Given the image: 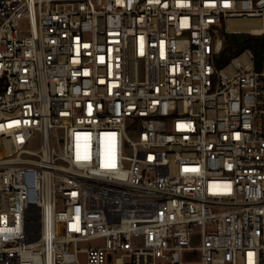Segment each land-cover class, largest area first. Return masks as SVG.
<instances>
[{
    "label": "built area",
    "instance_id": "1",
    "mask_svg": "<svg viewBox=\"0 0 264 264\" xmlns=\"http://www.w3.org/2000/svg\"><path fill=\"white\" fill-rule=\"evenodd\" d=\"M222 31L264 0H0V264H264V67Z\"/></svg>",
    "mask_w": 264,
    "mask_h": 264
},
{
    "label": "trees",
    "instance_id": "2",
    "mask_svg": "<svg viewBox=\"0 0 264 264\" xmlns=\"http://www.w3.org/2000/svg\"><path fill=\"white\" fill-rule=\"evenodd\" d=\"M222 38L224 45L215 60L217 68L227 66L246 50L253 54L257 70L264 67V33L261 36L254 37L251 35H231L222 31Z\"/></svg>",
    "mask_w": 264,
    "mask_h": 264
},
{
    "label": "bare ground",
    "instance_id": "3",
    "mask_svg": "<svg viewBox=\"0 0 264 264\" xmlns=\"http://www.w3.org/2000/svg\"><path fill=\"white\" fill-rule=\"evenodd\" d=\"M241 26V29H234L235 26ZM254 28V29H252ZM243 31V32H250L253 34H261L263 32V28L261 26V23L257 20H252V21H242V22H232L229 25L228 32H233V31Z\"/></svg>",
    "mask_w": 264,
    "mask_h": 264
},
{
    "label": "rangeland",
    "instance_id": "4",
    "mask_svg": "<svg viewBox=\"0 0 264 264\" xmlns=\"http://www.w3.org/2000/svg\"><path fill=\"white\" fill-rule=\"evenodd\" d=\"M225 33H227V32H225ZM227 34H229V33H227ZM231 35H232V34H231ZM238 35H239V34H238ZM254 37H258V36H254ZM128 136H129V138L132 139V140H135L136 137H137L136 134H133V133H131V132H128ZM126 154H127V153H126ZM94 246H96L95 243H84V244H81V245L79 246V248H80V249H88V248H92V247H94ZM195 246H199V241H198V240L195 241ZM81 261H82L83 264H86V257H85L84 255H82V259H81ZM195 261H196V260L193 258L191 262H194V263H195Z\"/></svg>",
    "mask_w": 264,
    "mask_h": 264
}]
</instances>
